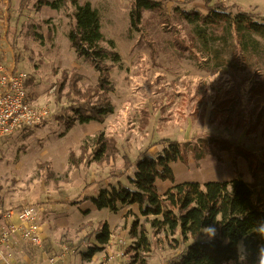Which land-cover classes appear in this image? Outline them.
<instances>
[{
    "label": "rangeland",
    "instance_id": "1",
    "mask_svg": "<svg viewBox=\"0 0 264 264\" xmlns=\"http://www.w3.org/2000/svg\"><path fill=\"white\" fill-rule=\"evenodd\" d=\"M23 1L0 0V53L6 51L5 65L27 75L28 94L48 109L49 118L0 143V231L8 212L36 206L39 223L47 234V244L30 249L38 264H48L47 258L52 256H59L62 264H104L110 256L117 264H130L125 250L135 242L130 235L134 222L143 225L150 242V252L141 255L146 264H166L177 258L190 242L184 243L178 234L155 233L136 205L113 213L95 209L89 198L117 181L125 184L137 158L156 156L168 141L192 145L199 139L225 140L254 154L258 162L264 159V97L250 93L253 74L264 77V62L254 61L249 66L244 56L235 69L202 68L173 48L176 38L185 48L192 33L191 25L176 9L204 14L202 0H157L162 8L142 12L139 32L129 30V4L133 0H77L89 2L97 11L101 32L106 41L114 43L120 61L110 72L113 113L100 123H76L66 129L61 113L79 101L71 87L84 91L95 86L97 73L69 46L66 35L73 24L70 6L61 11L47 7L36 10V0H27L21 7ZM103 46L108 47V43ZM215 90L219 98L231 100V119L223 115L214 119ZM65 114L70 116L71 112L66 110ZM258 116L263 123H255ZM99 134L111 140L114 149L96 161L93 142ZM171 168L174 184L202 185L240 176L249 185L257 182L264 187L260 166L253 175L247 162L230 151H219L198 162L188 154L186 161H177ZM172 185L156 180L160 195ZM103 222L111 232L109 246L84 259L83 253L96 245L94 229Z\"/></svg>",
    "mask_w": 264,
    "mask_h": 264
},
{
    "label": "trees",
    "instance_id": "2",
    "mask_svg": "<svg viewBox=\"0 0 264 264\" xmlns=\"http://www.w3.org/2000/svg\"><path fill=\"white\" fill-rule=\"evenodd\" d=\"M27 0L22 2L23 7ZM205 12L194 9H176L178 15L192 27L188 45L182 48V42L174 40L173 48L182 56L190 58L200 67L213 69L229 67L237 68L239 58L247 57V65L254 61L264 62V18L250 12L230 9L221 2L202 0ZM67 6L73 9V24L68 29L66 38L75 55L88 63L97 73L96 84L84 91L72 90L79 101L66 108L70 116L61 113L66 129L76 123H100L113 113L109 94L113 91L110 72L120 61L114 43L106 41L102 32L97 11L89 2L78 3L77 0H36L34 7L40 10L47 7L54 11L64 10ZM162 3L157 0H133L129 4V30L139 32L142 12L158 11ZM258 38V39H257ZM108 43L104 47L103 43ZM263 42V43H262ZM196 54L200 56H196ZM204 55L202 57L201 55ZM200 58V60H199ZM254 75L250 93L255 97H264V77ZM29 81L26 82L28 86ZM62 87V86H61ZM74 87V88H73ZM229 92H225V95ZM212 115L214 119H231L229 98H219L218 91L213 92ZM218 95V96H217ZM217 96V97H215ZM95 98V101L91 100ZM252 113V112H251ZM225 115V116H224ZM219 122V121H218ZM255 123H263L259 116ZM231 125V123H230ZM253 127V126H251ZM249 130V129H248ZM264 138V131L262 132ZM205 142H208L205 145ZM163 151L156 156H140L134 164L132 175L126 176L125 184L117 182L99 190L95 197L89 198L95 209H108L117 213L120 208L133 205L138 207L144 222L148 223L155 233L163 231L169 236L179 235L184 243L190 242L186 250L177 258L166 264H229L236 262L235 242L247 237L253 254L256 247L264 242V187L257 182L253 185L245 183L240 176L229 181H210L202 185L193 182L174 184L171 164L186 161L191 154L196 162L219 151H230L234 156L247 162L249 171L255 175L263 171L264 159L258 158L249 151L232 146L228 141L199 139L190 145L173 141L166 142ZM94 160L99 161L114 149L111 140L99 134L95 141ZM256 177V176H254ZM156 180L169 181L173 185L163 195L156 190ZM264 182V180H262ZM214 224L219 235L212 241L205 242L201 236L204 226ZM130 235L135 242L126 248L125 254L130 255V264H146L141 257L150 252V242L142 224L133 223ZM111 232L106 222L94 229L95 246L83 253L84 259H91L108 244ZM228 239L232 243L226 244ZM195 240V242H194ZM250 264H255L254 255Z\"/></svg>",
    "mask_w": 264,
    "mask_h": 264
},
{
    "label": "built area",
    "instance_id": "3",
    "mask_svg": "<svg viewBox=\"0 0 264 264\" xmlns=\"http://www.w3.org/2000/svg\"><path fill=\"white\" fill-rule=\"evenodd\" d=\"M27 80L25 73L5 65L0 57V143L20 131L36 128L49 118L48 109L36 104L28 94ZM5 223L0 231V256L4 264H11V256L1 246L13 242L16 236L35 247L47 244L46 236L40 231L38 207L25 206L8 212ZM118 256L123 254L118 253ZM47 263L62 264V261L59 256H52L47 258ZM104 264L117 263L115 257L110 256Z\"/></svg>",
    "mask_w": 264,
    "mask_h": 264
},
{
    "label": "crops",
    "instance_id": "4",
    "mask_svg": "<svg viewBox=\"0 0 264 264\" xmlns=\"http://www.w3.org/2000/svg\"><path fill=\"white\" fill-rule=\"evenodd\" d=\"M217 1V0H212ZM226 7H232L233 9H239L241 11L247 10L245 12H250L258 15L259 17L264 18V0H219ZM4 52V51H3ZM0 53V56L5 61V53ZM9 66V65H8ZM128 176V175H127ZM120 182V181H117ZM131 207V206H130ZM40 231L45 236L46 231L40 225ZM109 246V243L106 245ZM5 252L11 256V264H38V258L30 251V249H35L34 246H26V242L22 241L19 237L16 236L15 240L5 246ZM41 254V253H40ZM42 257V258H41ZM40 259H44V256L41 255ZM0 264H4L0 256Z\"/></svg>",
    "mask_w": 264,
    "mask_h": 264
},
{
    "label": "clouds",
    "instance_id": "5",
    "mask_svg": "<svg viewBox=\"0 0 264 264\" xmlns=\"http://www.w3.org/2000/svg\"><path fill=\"white\" fill-rule=\"evenodd\" d=\"M260 231L264 232V228L260 229ZM218 235L219 229L214 224L204 226L201 233L205 242L214 240ZM224 243L230 244L232 241L226 239ZM234 248L237 257L235 264H250V258H253V255L255 264H264V242L260 243L256 247L255 254H253L249 244L247 243V237H241L237 240Z\"/></svg>",
    "mask_w": 264,
    "mask_h": 264
}]
</instances>
